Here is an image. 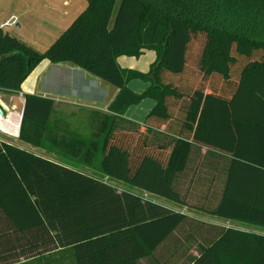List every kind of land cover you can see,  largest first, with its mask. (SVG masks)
I'll return each mask as SVG.
<instances>
[{
  "label": "trees",
  "instance_id": "1",
  "mask_svg": "<svg viewBox=\"0 0 264 264\" xmlns=\"http://www.w3.org/2000/svg\"><path fill=\"white\" fill-rule=\"evenodd\" d=\"M86 1L44 52L0 27V93L20 94L45 59L116 88L91 139L50 126L53 99L23 97L18 140L99 174L0 142V213L71 247L76 264H264V234L141 195L264 228V0ZM145 51L157 54L148 72L119 66ZM134 80L150 86L137 94ZM147 99L143 123L124 117Z\"/></svg>",
  "mask_w": 264,
  "mask_h": 264
},
{
  "label": "crops",
  "instance_id": "2",
  "mask_svg": "<svg viewBox=\"0 0 264 264\" xmlns=\"http://www.w3.org/2000/svg\"><path fill=\"white\" fill-rule=\"evenodd\" d=\"M68 5L69 4L67 3V1H63L62 6L63 8H66L65 11H63V15H64L63 17H67L70 14V12L67 11ZM17 27L18 28L21 27L20 23H18ZM147 52L150 51H145L144 54H146ZM139 58L136 59L135 57L128 58L126 56H121L118 58L117 61L119 66L123 69L139 71L137 70L138 68L136 67H140V69H142L140 72L146 73L144 68H145V63L147 61H143V62L133 61L135 59L138 60ZM43 64H44V68L42 69V72L39 74L40 79L44 77L45 71L49 67H52V63H47V61H44ZM64 64H68V63H60V64H55L53 66H57L54 67L55 69L57 68L59 69L61 67L68 68L65 70L69 71L70 70L69 66ZM73 68L74 69H71V71H76L78 73L82 72L84 74L83 80H79V81L75 80L74 77L72 76V81L75 83L73 88L67 87L66 85L67 83L64 84L65 82L63 78L64 77L63 75H65L64 72L63 74H60L55 78L52 77V82L55 81L54 82L55 86L50 88L48 91L40 88L37 91V93L34 95L51 98L54 100V110L50 118V126H56L57 124L60 125L62 123H66L70 127V130L79 137L84 139H91L94 128V123L92 121L93 113L96 111L108 113V107L111 104V102L114 100L118 91L116 89L115 90L108 89L105 85H103L105 86V89L109 90V93L108 96L105 94V97H101L100 79L95 76L84 73V71H81V69L78 67L74 66ZM59 81L63 82L65 87L63 86V84L62 86L64 88L57 87L56 83ZM24 83L22 84V89L25 88V91L27 92L31 91L29 90L28 86H23ZM149 86H150L149 83L140 80H134L129 83V87L134 92L139 94L143 93ZM21 94L26 95L21 92L20 94H18L19 99ZM12 106L15 107L16 105L13 104ZM154 106H155V101L151 99L144 100L139 105L131 106L130 108H128L124 117L139 123H143L146 116L150 113V111L154 108ZM140 107L142 108L138 109ZM13 110H17V108L15 107ZM239 112L241 111L239 110ZM239 124L234 125L233 130H235V128L240 126ZM241 128L242 127H239L238 133H235L237 135V139L239 140L241 139V131H240ZM259 128H261V131H259V133L257 131L256 134H260L261 139H264V128L263 127H259ZM256 136L259 137V135ZM19 147L31 151L34 154H37L48 160L76 169L77 171L91 174L84 171V169H77L71 166V164H69L71 161H75V162L78 161L62 153L60 150L51 147L50 145H44L41 148H35V147H30L26 144L23 145L19 141ZM118 187L119 189L126 188L122 185H119ZM134 192L139 194L138 191H134ZM228 221L232 222L234 225L223 226V227H233L244 231H253L264 234V228H259L257 226L249 225L247 223L236 220H228ZM208 223H212V222H208ZM51 235L53 236V234ZM0 264H76V261L73 256V250L71 247L55 248V244L52 241L50 234L47 233H45L42 236L39 233H37L36 230L20 231L19 227L14 225L12 221L3 212H1L0 213Z\"/></svg>",
  "mask_w": 264,
  "mask_h": 264
},
{
  "label": "rangeland",
  "instance_id": "3",
  "mask_svg": "<svg viewBox=\"0 0 264 264\" xmlns=\"http://www.w3.org/2000/svg\"><path fill=\"white\" fill-rule=\"evenodd\" d=\"M63 1H67L68 8L67 11L70 12L69 16L63 17V11L66 8H63ZM87 1L86 0H0V23L8 20L12 15H16L19 18V23L21 27H7L4 31L14 35L16 38L20 39L22 42L27 43L32 46L34 49L44 52L74 21V19L86 8ZM128 57V56H126ZM150 57V59H149ZM153 57V58H152ZM129 58V57H128ZM157 58V54L154 51L147 52L144 55H141L138 60L133 61H147L145 63L144 70L146 72L149 71L151 65L155 62ZM127 59V58H126ZM44 61L50 63L47 59L43 60L30 74V76L24 81L23 86H28L29 90L25 91V88L22 89V93L27 95H34L41 88L43 90L48 91L50 88L55 86V81L52 82V77L55 78L60 74H64V84L67 87H74L75 83L72 81V76L75 80H83L84 74L82 72L71 71L74 69L72 64H64L68 65L70 70L67 71L65 69L68 68H57L55 69L52 64V67H49L45 73L43 78H39V74L42 72L44 68ZM137 70L141 71L140 67ZM55 70V71H54ZM81 71H83L81 69ZM84 73H86L84 71ZM88 74V73H87ZM82 75V76H81ZM68 81V82H67ZM58 88H64L65 85L63 82L59 81L56 83ZM63 84V86H62ZM105 85L108 89L115 90L111 85H108L100 80V96L105 97V94L108 96L109 90L105 89ZM104 87V88H103ZM136 93V92H135ZM139 94V93H137ZM24 97V96H23ZM23 99V98H22ZM0 100L7 105H17L19 109L20 99L18 95H12L7 93H0ZM144 107V106H142ZM142 107L138 108L141 109ZM15 108V107H14ZM145 118V117H144ZM0 140L2 142L9 143L13 146L19 147L18 137H12L7 134H0ZM23 144V143H21ZM25 145V144H23ZM69 162V161H68ZM69 164L77 169H84V171L88 173H97L96 169L87 168L85 165H82L78 162L71 161ZM134 191H139L137 189H132ZM144 197L153 199L156 202L163 203L168 205V207L172 208L173 211L182 212L186 215L194 217L196 219H201L207 222H212L217 224L218 226H231L234 225L232 222L228 220L219 219L217 217H213L211 215L195 211L189 209L185 206L169 203L168 201L155 198L151 195L141 194ZM250 227V226H249Z\"/></svg>",
  "mask_w": 264,
  "mask_h": 264
},
{
  "label": "built area",
  "instance_id": "4",
  "mask_svg": "<svg viewBox=\"0 0 264 264\" xmlns=\"http://www.w3.org/2000/svg\"><path fill=\"white\" fill-rule=\"evenodd\" d=\"M19 23V18L15 15L11 16L8 20L4 21L3 23H0V27L2 29H6L7 27H14L17 26ZM23 94L20 95V108H17V105L15 106L19 112V115H13V109L14 107L12 105H4L0 101V134H7L12 137L17 138L18 132L20 130V120H21V112L22 107L24 104ZM14 116V120L12 121V117ZM18 118V119H17ZM0 142H2L0 140Z\"/></svg>",
  "mask_w": 264,
  "mask_h": 264
},
{
  "label": "water",
  "instance_id": "5",
  "mask_svg": "<svg viewBox=\"0 0 264 264\" xmlns=\"http://www.w3.org/2000/svg\"><path fill=\"white\" fill-rule=\"evenodd\" d=\"M4 57H2L0 60H2ZM23 115H24V104H23V107H22V112H21V120H20V129H21V124H22V121H23ZM20 136V130L18 132V137Z\"/></svg>",
  "mask_w": 264,
  "mask_h": 264
},
{
  "label": "bare ground",
  "instance_id": "6",
  "mask_svg": "<svg viewBox=\"0 0 264 264\" xmlns=\"http://www.w3.org/2000/svg\"><path fill=\"white\" fill-rule=\"evenodd\" d=\"M1 101V100H0ZM1 103H3L4 105H6L7 106V104L6 103H4V102H2L1 101ZM13 112V115H19V112H18V110H12ZM18 119V118H17ZM14 120V116L12 117V121Z\"/></svg>",
  "mask_w": 264,
  "mask_h": 264
}]
</instances>
